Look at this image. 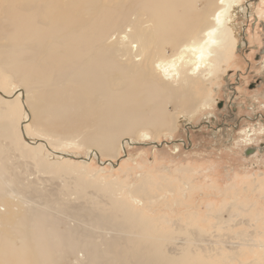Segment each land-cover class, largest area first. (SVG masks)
Masks as SVG:
<instances>
[{
  "label": "bare ground",
  "instance_id": "6f19581e",
  "mask_svg": "<svg viewBox=\"0 0 264 264\" xmlns=\"http://www.w3.org/2000/svg\"><path fill=\"white\" fill-rule=\"evenodd\" d=\"M200 1L128 0L119 7L103 0H0V30L9 28L0 41L1 71L20 83L7 94L0 90V108L21 99L27 107L22 141L59 158L61 149L51 146L71 138L87 148L83 163L123 152L139 134L151 141L173 131V111L186 116L206 99L205 76L230 48L232 37L222 27L237 0ZM121 13L122 20L109 21L107 14ZM25 122L47 143L25 132ZM0 125L5 136L6 123ZM262 132L257 125L241 130L245 138ZM13 159L0 145V264H69L73 248L78 264H109L105 248L119 246L127 234L122 228L134 222L116 210L92 214L77 193L58 182L48 187L45 175L41 184L35 176L28 180L30 162ZM38 197L52 202L36 204Z\"/></svg>",
  "mask_w": 264,
  "mask_h": 264
},
{
  "label": "rangeland",
  "instance_id": "374dc122",
  "mask_svg": "<svg viewBox=\"0 0 264 264\" xmlns=\"http://www.w3.org/2000/svg\"><path fill=\"white\" fill-rule=\"evenodd\" d=\"M106 2L123 7L128 0H103V5ZM107 15L110 22L125 16ZM207 26L208 21L202 22L199 29ZM224 27L232 37L230 48L222 53L216 71L212 68L205 76L206 101L185 116L174 112L168 100L175 129L151 141L137 133L133 140L137 143H126L115 156L99 154L83 163L87 148L60 138L61 143L49 145L61 149L60 157L48 158L50 151H38L22 141L19 127L27 112L22 100L1 104L0 124L7 126L4 136L0 125L2 154L14 157L15 165L30 162L28 180L35 176L41 184L45 175L51 179L48 187L58 182L62 190L71 189L77 202L92 207V214L116 210L134 222L122 228L127 234L119 246L105 248L109 264H264V0H237ZM8 29L0 30L1 44ZM17 81L0 65L3 93L20 87ZM254 125L263 134L245 138L241 130ZM24 130L47 143L30 123L25 122ZM132 197L137 200L130 201ZM45 201L52 198L38 197L36 204ZM133 233L136 241L127 240ZM67 254L69 264H78V250Z\"/></svg>",
  "mask_w": 264,
  "mask_h": 264
},
{
  "label": "water",
  "instance_id": "95a60500",
  "mask_svg": "<svg viewBox=\"0 0 264 264\" xmlns=\"http://www.w3.org/2000/svg\"><path fill=\"white\" fill-rule=\"evenodd\" d=\"M163 143L168 144L169 142H163ZM123 149H124V148H123Z\"/></svg>",
  "mask_w": 264,
  "mask_h": 264
}]
</instances>
